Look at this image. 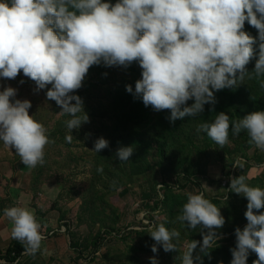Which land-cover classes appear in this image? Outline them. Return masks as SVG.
I'll return each mask as SVG.
<instances>
[{"label":"rangeland","instance_id":"obj_1","mask_svg":"<svg viewBox=\"0 0 264 264\" xmlns=\"http://www.w3.org/2000/svg\"><path fill=\"white\" fill-rule=\"evenodd\" d=\"M172 1L199 4L194 50L160 44L134 67L111 63L114 37L68 50L65 0H13L20 29L0 43V212L9 191L21 192L29 205L11 197L40 211L41 241L62 228L80 241L72 264H227V245L264 240V143L250 138L264 110V34L243 49L228 41L221 17L238 0ZM137 85L176 114L181 132L163 155L157 144L131 146L134 131L109 106L111 89ZM222 89L233 111L208 129L197 111ZM38 222L20 218L31 235Z\"/></svg>","mask_w":264,"mask_h":264},{"label":"trees","instance_id":"obj_2","mask_svg":"<svg viewBox=\"0 0 264 264\" xmlns=\"http://www.w3.org/2000/svg\"><path fill=\"white\" fill-rule=\"evenodd\" d=\"M235 5L238 12L228 14L232 23L228 15L222 16V26L227 32L228 41H233L238 48L243 49L256 43V32L264 34V0H238ZM60 10L62 20L69 22L64 25L67 38L70 37L68 50L88 52L91 47H97L104 40L110 44V39L114 37L111 63L124 58L134 67L142 64L143 58L151 56L149 53L160 44L171 50L180 42L183 52L188 54L194 50L189 29L193 31L194 25L201 22L202 16L198 3H189L188 10L181 11L172 0H65ZM19 29L20 21L14 12L13 0H6L0 15V43L9 42ZM93 54L94 51L88 57ZM160 75L164 77L163 73ZM112 91L115 97H110L109 106L119 117L121 127L130 133V130L134 131L131 137L135 140H131V146L141 153L145 146L157 144L160 154L163 155L169 141L181 132L175 112L171 109L158 111L152 100L151 89L147 86H123L111 89L110 93ZM230 94L222 89L215 91L202 102L197 111L202 115L198 119L208 129L215 128L214 120L223 121L228 113H232L235 96ZM235 114H238L237 110L233 117ZM255 124L256 129L250 138L253 145H258L264 143V110L258 114ZM250 166L252 164L248 165V169ZM232 181L234 186L239 187L242 176L234 174ZM145 197L150 198L148 195ZM262 239L249 236L227 245L224 262L264 264ZM81 247L79 240L70 238L72 251ZM27 253H30L29 257L35 256L31 245L18 243L7 249L0 260H4L6 264H20Z\"/></svg>","mask_w":264,"mask_h":264},{"label":"crops","instance_id":"obj_3","mask_svg":"<svg viewBox=\"0 0 264 264\" xmlns=\"http://www.w3.org/2000/svg\"><path fill=\"white\" fill-rule=\"evenodd\" d=\"M21 194V192L13 194L12 191H9L8 199L11 205L8 209L4 208L3 211L0 212V257H2L3 251L18 243H25L31 245L35 256L29 257L26 255V257L22 258L20 264H72V250L70 249L69 235H67L62 228L55 234L52 233V235H54L52 239L44 238V240L41 241L42 237H40L38 229L42 225H45V223L42 220L38 222L40 211L36 214L31 208L29 209L17 205L16 203L19 201H23L25 206L29 205L26 199H22ZM11 196H16L17 202L14 201ZM25 198L30 199L27 196H25ZM22 217L33 220V223L38 222L34 226V231L32 232L33 236L29 233L27 234V228H23L20 225V218ZM51 228L52 227H50L49 230H52ZM22 229L23 231H21ZM22 234L23 236L31 235L29 238L30 240L24 241ZM0 262L4 261L1 259ZM4 264H6V262H4Z\"/></svg>","mask_w":264,"mask_h":264},{"label":"clouds","instance_id":"obj_4","mask_svg":"<svg viewBox=\"0 0 264 264\" xmlns=\"http://www.w3.org/2000/svg\"><path fill=\"white\" fill-rule=\"evenodd\" d=\"M30 255V253H27V256H29Z\"/></svg>","mask_w":264,"mask_h":264}]
</instances>
